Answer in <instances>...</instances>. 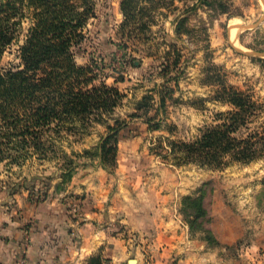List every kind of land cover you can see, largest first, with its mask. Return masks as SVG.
I'll return each mask as SVG.
<instances>
[{
    "label": "rangeland",
    "instance_id": "obj_1",
    "mask_svg": "<svg viewBox=\"0 0 264 264\" xmlns=\"http://www.w3.org/2000/svg\"><path fill=\"white\" fill-rule=\"evenodd\" d=\"M73 3L85 13L71 47L74 64L86 70L83 88L107 85L120 97H109L108 107H76L68 122L52 125L65 128L45 129L47 157L31 149L19 164L1 162L0 198L26 193L43 201L53 191L65 192L74 177L97 164L113 173L117 159L109 153L102 163L96 153L100 141L123 124L141 132L143 126H133L140 122L155 132L148 141L156 158L193 186L183 214L192 233L213 250L214 227L226 235L232 197L239 200L236 215L247 211L257 225L260 212L264 220V57L252 55H264V0ZM31 13L27 8L22 19L12 20L18 25L15 39L2 50L3 74L23 67L20 53L33 27ZM71 85L76 93L81 89ZM85 150L92 154L83 155ZM239 150L253 159L236 160ZM65 173L71 176L62 183ZM240 244L246 251L247 244Z\"/></svg>",
    "mask_w": 264,
    "mask_h": 264
},
{
    "label": "crops",
    "instance_id": "obj_2",
    "mask_svg": "<svg viewBox=\"0 0 264 264\" xmlns=\"http://www.w3.org/2000/svg\"><path fill=\"white\" fill-rule=\"evenodd\" d=\"M133 126L143 128L120 132L113 173L97 164L43 201L0 198L1 264H264L260 212L257 225L247 211L236 215L232 197L226 235L214 227L213 250L183 214L193 186L152 153L155 132Z\"/></svg>",
    "mask_w": 264,
    "mask_h": 264
},
{
    "label": "trees",
    "instance_id": "obj_3",
    "mask_svg": "<svg viewBox=\"0 0 264 264\" xmlns=\"http://www.w3.org/2000/svg\"><path fill=\"white\" fill-rule=\"evenodd\" d=\"M73 1L0 0V57L2 50L15 39L18 22L12 20L22 19L25 9H34V13H31V34L20 53L23 67L5 74L0 69V101L3 103L0 106V163L10 159L19 164L30 154L31 149L47 157L42 142L45 129L65 128L60 125L52 128V125L68 122L76 107L86 110L94 106L99 109L102 103L108 107L111 97H120L117 89L107 85L86 92L83 88L86 82L82 79L86 78V70L74 64L71 47L79 35L80 27L84 25L85 13L79 14ZM74 82L81 88L76 90L77 93L72 90L71 84ZM164 99L163 96V105ZM12 109L16 112L10 116ZM123 129H128L126 124L111 128L110 133L100 141L96 153L102 163L109 153L114 154L116 159ZM91 154L92 150L83 152L85 156ZM64 156L69 158L66 154ZM253 157L247 150H239L235 159L248 162ZM70 176L65 173L62 183Z\"/></svg>",
    "mask_w": 264,
    "mask_h": 264
},
{
    "label": "water",
    "instance_id": "obj_4",
    "mask_svg": "<svg viewBox=\"0 0 264 264\" xmlns=\"http://www.w3.org/2000/svg\"><path fill=\"white\" fill-rule=\"evenodd\" d=\"M248 54H251V53H248ZM252 55L257 56V57H264L263 54H259V53H254V54H252Z\"/></svg>",
    "mask_w": 264,
    "mask_h": 264
},
{
    "label": "bare ground",
    "instance_id": "obj_5",
    "mask_svg": "<svg viewBox=\"0 0 264 264\" xmlns=\"http://www.w3.org/2000/svg\"><path fill=\"white\" fill-rule=\"evenodd\" d=\"M231 23V22H230ZM236 32V31H235ZM235 36V35H234Z\"/></svg>",
    "mask_w": 264,
    "mask_h": 264
}]
</instances>
